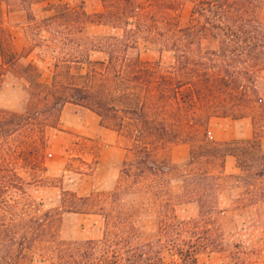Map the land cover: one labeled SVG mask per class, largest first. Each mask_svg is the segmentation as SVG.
<instances>
[{
	"label": "rangeland",
	"instance_id": "1",
	"mask_svg": "<svg viewBox=\"0 0 264 264\" xmlns=\"http://www.w3.org/2000/svg\"><path fill=\"white\" fill-rule=\"evenodd\" d=\"M259 4V15L264 20V0H259ZM194 7V0H135V5L126 7L124 12L118 11L119 7H112L114 12L103 16L101 13L106 11L104 0H0V109L23 112L32 103L44 106L47 102L44 97L38 99L39 84L58 82L105 89L108 106L117 108L110 110L105 122L90 107L66 102L61 111L52 112L53 120L57 117L58 121L46 128V145L42 148L43 159L39 168L32 169L27 164L20 169L29 182L27 193L43 201L45 208L64 204L66 208L74 207L65 211L62 217L61 237L99 239L106 229L101 204L86 205L80 200L74 203L75 196L65 190L73 191L77 196L110 192L118 184L125 160L135 156L139 145H146L137 140L136 126L130 114L123 110L131 102L134 91L143 97L146 89H155L130 76L134 61L170 71L177 64L178 57L184 55V58L204 59L212 65L217 64L218 70L222 68L225 73L233 75L235 72L234 81L228 78L231 82H225L229 85L223 86L226 93L221 91L217 95L214 102L218 106L213 109L207 125L192 127L190 123L186 124L185 133H192L189 137L194 136V142L185 140L188 136L184 134L178 140L160 141L150 147L157 157L175 165L167 178L179 219H197L201 230L209 228L211 242L200 252V264H264V194L263 183H260L264 180L243 174L238 158L240 169L237 172L227 171V160L224 170L206 160L188 166L193 146L200 140L230 141L215 138L211 131L214 118H229L230 125L235 120L248 118L253 135L231 140L258 138L264 151V115L258 110L261 107L254 103L240 106L235 98L244 93L253 97L259 92L264 99V53L235 56L234 51L228 50L227 54L221 40L216 41L212 36L203 41L195 36L183 37L184 33L179 32L178 27L191 23ZM58 11L59 18L55 21L52 16ZM82 11L86 16L76 20L78 12ZM114 37L121 40L117 42ZM113 42L119 44L118 48ZM115 48L118 55L116 65L107 67L109 53ZM76 57L84 58L78 61ZM120 67H123V77L119 76ZM104 76L107 80L103 81L100 78ZM228 89L234 93L235 101L225 102L224 97H230ZM52 99L50 97L48 101L52 102ZM67 104L78 108L67 111L70 129L61 125ZM225 111L229 114H224ZM75 112L81 115L80 119L74 118ZM96 114L103 129L112 130L114 134L105 137L103 133L89 135L73 130L81 128L80 124L91 126L92 116ZM118 124H122V128ZM112 135H118L116 141ZM182 143L191 146L190 155L183 161H175L171 149ZM203 168L211 175L198 184L194 178L204 172ZM187 171L190 173L188 178L185 176ZM187 179L193 181L192 184L186 185ZM64 198L67 200L63 204ZM199 199L208 203L202 213ZM209 204L210 208L216 204L217 209H210ZM78 207L86 210L76 211ZM148 222L152 225L153 219ZM166 259L170 260L171 256L167 254ZM30 263L47 262H42L37 254Z\"/></svg>",
	"mask_w": 264,
	"mask_h": 264
},
{
	"label": "trees",
	"instance_id": "2",
	"mask_svg": "<svg viewBox=\"0 0 264 264\" xmlns=\"http://www.w3.org/2000/svg\"><path fill=\"white\" fill-rule=\"evenodd\" d=\"M104 1L106 11L101 13L103 16L113 13L112 7H119L118 11L124 12L126 7L135 5V0ZM194 1L191 23L178 27V31L184 33L183 37L195 36L203 41L212 36L216 41L221 40L226 53L234 51L235 56L264 53V20L259 15V0ZM58 12L52 16L55 21L59 18ZM82 15L86 16L84 11L78 12L76 20L82 19ZM114 38L117 42L121 40ZM117 42H113L116 48L119 46ZM116 48L109 53L107 67L116 65ZM183 56L178 57L177 64L170 71H162L140 60L134 61V71L130 76L155 89H146L143 97L134 91L131 102L123 108L136 126L137 140L144 141L146 145H139L135 156L125 160L116 187L110 192L86 196L65 190L75 196L74 203L80 200L86 205L101 204L106 229L99 239L61 237L62 217L65 211L74 207H64L67 200L64 198V205L45 208L43 201L27 193L29 182L20 169L27 164L32 169L39 168L43 159L42 148L46 145V128L58 121L57 117L53 120L52 112L61 111L66 102L90 107L105 122L110 110H117L115 106H108L105 89L58 82L39 84L40 93H45L43 96L39 93L38 99L44 97L47 101L44 106L32 103L23 112L0 109V264H33L30 262L37 254L46 264H200V252L211 242L209 228L201 230L197 219H179L167 178L175 165L157 157L150 145L175 141L184 134L188 136L185 140L194 142L195 137H189L192 133H185L186 124L190 123L192 127L207 125L213 109L218 106L214 102L217 95L221 91L226 93L223 86L231 82L228 78L234 81L235 72L231 75L221 67L218 70L217 64ZM82 58L76 57L75 60L82 61ZM122 69L120 67L121 77L124 76ZM100 79L104 81L106 76ZM255 91L258 92L257 89ZM228 93L230 97H224L225 102L235 101L234 93L229 89ZM50 97L52 102L48 101ZM235 98H238L240 106L254 103L261 107L258 110L264 115V99L259 92L257 96L244 93L242 97ZM189 106L194 109H188ZM224 114L229 113L225 111ZM173 119L175 122H171ZM118 125L122 128V124ZM229 154L237 156L243 174L264 180V151L258 138L224 142L200 140L193 146L188 166L206 160L224 170ZM189 174L187 171L185 176L188 178ZM208 174L211 175L204 170L194 180L201 184ZM186 181V185L193 182ZM260 183H263L261 189L264 194V181ZM199 204L202 213L208 203L199 199ZM211 206L209 204L210 209H217L216 204ZM77 209L86 210L84 207ZM151 218L152 225L148 222ZM167 254L171 256L170 260L166 259Z\"/></svg>",
	"mask_w": 264,
	"mask_h": 264
},
{
	"label": "crops",
	"instance_id": "3",
	"mask_svg": "<svg viewBox=\"0 0 264 264\" xmlns=\"http://www.w3.org/2000/svg\"><path fill=\"white\" fill-rule=\"evenodd\" d=\"M77 105L74 104H67L64 107L62 118H61V125L63 124L64 127L66 128H71L68 125L67 120L69 119L67 115L68 110H77L78 108L76 107ZM81 113V111H80ZM97 115V114H96ZM93 115V123L91 126L88 125H79L81 128H73V130H77L78 132L84 133V134H89V135H96V134H101L103 133L104 136L106 137L109 133H112V130L109 129H103L104 127L101 126V119L99 115ZM75 116L74 118L80 119L81 115L73 114ZM234 121V120H233ZM248 118L244 119H238L235 120L232 125L230 122L229 118H214L212 120L213 124V131L214 136L218 140H231V139H236V138H241V137H251L253 135V128H252V123H250ZM67 125V126H66ZM245 125L246 128L243 126ZM114 141L117 140L118 135H112ZM120 147V146H119ZM172 155L171 157L175 161H183L185 158H187L190 155L191 152V146L187 143H182L178 145H174L171 149ZM123 153L121 156L122 158L124 157ZM240 167L237 162V157L233 154H229L227 156V171H234L237 172L239 171Z\"/></svg>",
	"mask_w": 264,
	"mask_h": 264
}]
</instances>
